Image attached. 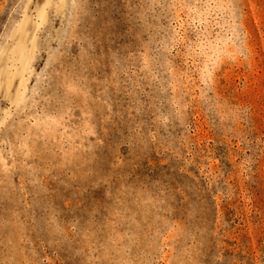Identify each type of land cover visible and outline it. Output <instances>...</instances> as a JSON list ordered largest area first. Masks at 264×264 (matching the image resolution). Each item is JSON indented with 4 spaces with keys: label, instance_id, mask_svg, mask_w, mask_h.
Segmentation results:
<instances>
[{
    "label": "rangeland",
    "instance_id": "obj_1",
    "mask_svg": "<svg viewBox=\"0 0 264 264\" xmlns=\"http://www.w3.org/2000/svg\"><path fill=\"white\" fill-rule=\"evenodd\" d=\"M0 264H264V0H0Z\"/></svg>",
    "mask_w": 264,
    "mask_h": 264
}]
</instances>
